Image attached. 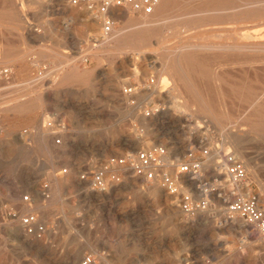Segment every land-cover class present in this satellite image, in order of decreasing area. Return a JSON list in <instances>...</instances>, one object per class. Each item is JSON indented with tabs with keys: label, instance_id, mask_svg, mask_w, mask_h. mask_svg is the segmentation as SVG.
Listing matches in <instances>:
<instances>
[{
	"label": "rangeland",
	"instance_id": "obj_1",
	"mask_svg": "<svg viewBox=\"0 0 264 264\" xmlns=\"http://www.w3.org/2000/svg\"><path fill=\"white\" fill-rule=\"evenodd\" d=\"M252 1L255 0H232V3ZM14 2L16 0H0V22L3 24L0 23V58L29 51L25 66L39 77L28 84L17 83L14 74L19 72L21 64L3 65L12 69L7 79L0 81V114L3 116L0 115V264H82L85 256L94 258L96 264H264V238L257 236L259 231L251 226L248 233L226 220L227 203L235 195L256 197L264 210V133L251 132L245 126L234 127L239 123L237 118H233L229 125V131L244 147L247 168L236 155L237 146L223 140L221 131L209 117L187 112L174 119H164L163 123L156 124L158 127L146 124L143 118L150 114L148 110L162 103L148 99L141 101L135 94L126 101L124 95L126 90L138 84L150 79L157 81L155 44L143 52L140 49L122 53H111L115 50L110 48L106 50L110 51L108 53L101 50L98 35L103 29V21L96 22L84 8L72 6L70 0H20L21 5L16 10L22 16L23 28L16 30L9 16ZM205 2H193L186 10L192 11ZM244 10L245 7L241 6L240 12ZM238 13H229L223 16L224 19L213 16L172 19L165 27L180 23L183 32L175 39L168 38L164 46L172 47L180 39L187 40L199 32H218L222 36L212 39L218 43H230L237 36L239 41L245 42L243 35L255 30L264 33V22H237ZM136 15L130 10L118 11L114 30L126 29L127 18ZM196 19L205 25L189 28V21ZM206 53L213 58L210 64L215 63L216 68L214 64L210 65L211 73L225 75L228 89L245 85L251 90L256 87L253 91L264 92V66L244 65V69L243 65L235 66L223 60L226 68L222 61L219 64L213 57L217 51ZM42 54L48 56L43 58ZM228 65L234 68L228 69ZM74 69L81 75H88L86 81L73 80L60 85L61 73ZM30 91L35 94H29ZM36 96L42 101L27 118L2 113V109L12 107L17 101ZM231 97L230 93L226 95L228 99ZM162 106L167 108L170 105ZM44 126L56 133L47 146L39 143L37 138L40 127ZM182 129L188 133L185 134V144L178 143L170 149L172 138ZM139 137L146 138L149 145ZM156 146L167 150L165 171L183 181L182 192L192 195L196 202L207 199L205 211L191 216L181 209V197L168 195L159 181L139 179L110 164L113 158H125ZM203 149L211 151L208 159H203ZM229 151L248 170L249 194L245 190L242 193L229 192L219 186L220 181L227 178L217 163ZM189 154L204 160L201 177L194 180L181 179L177 173L176 165L188 161ZM105 169L108 189L98 192L91 179L94 173ZM64 170H67L66 174ZM48 173L60 181L59 193H55L53 178ZM71 175L75 176L78 186L69 188L66 180ZM83 176L86 179L82 180ZM154 187H159L161 192L151 195L149 189ZM15 188L23 191V203L32 205L39 200L35 192L40 190L44 198L39 201L42 207L23 213L18 202L5 197L6 192ZM28 215L36 216L45 226L41 236L29 235L25 229L17 230L14 219Z\"/></svg>",
	"mask_w": 264,
	"mask_h": 264
},
{
	"label": "bare ground",
	"instance_id": "obj_2",
	"mask_svg": "<svg viewBox=\"0 0 264 264\" xmlns=\"http://www.w3.org/2000/svg\"><path fill=\"white\" fill-rule=\"evenodd\" d=\"M19 1L17 2V0H16V2L13 3L12 9L9 11V16L11 18V22L14 24L16 30H20L21 28H23L22 24H21L22 16H21V14L19 15V12L17 13V10H16L17 8H19L18 6L21 5ZM196 1L198 2V1H205V0H161V2L155 8L154 13L151 15H146L142 12L136 13V12L132 11L133 13H136L137 15L136 16H130L127 18V21L129 23H128L126 29H124L122 31L114 30L109 36H104L102 31H101V33L98 35V37H99V48L103 51H106L108 48L114 49L115 51H113V52L111 51V53H116V52L122 53V52H127V51H131V50H135V49H140V52L141 51L143 52L144 49H146L150 46H153V44H155L157 46V49H156L157 50V58H156L157 61L156 62L158 65L157 66L158 70H157V74H156L157 75V81L155 79H150V81H146L143 84H138V86L135 88L126 90V94L124 95V98L126 99V101H130L131 100L130 96H132V94H135V95H137L138 99H141V101L148 99V100L155 101V102H161L162 105L163 104H169L170 105L167 108H164L162 105L161 106H154L152 108V110H148L151 112H150V114H147V115H149V116L151 115V117H147V115H146L143 118V120L148 125H153V124L159 125L161 122L163 123L164 119H167V118L174 119L173 117H178V115H182V114H185L187 112L192 113V114H201V115H204L206 117H209L211 119V121L213 123H215V125H217L216 128L221 131L220 134L223 137V140L227 139L228 143L230 141V143H233L237 146L236 151H235L236 155L241 160L244 161V163L246 164V167L248 168V165L244 160L245 159L244 158L245 155L243 153L244 151L242 150L244 147H242L241 142L237 139V137L234 136L235 134L233 135V132L229 131V129H230L229 125L232 124L231 122H232L233 118H234V120H235V118H237L239 120V123H236L237 125L235 124L234 127H238V125H240V126H245L246 128H249V130L251 132L260 133V134L264 133V97H263L264 92L263 91L262 92L261 91H259V92L253 91L256 87L253 90H251L250 88L246 87L245 85L242 87H233V88L228 89L227 88L228 85L226 83L227 78L225 77V75L219 74L220 72L219 73H215V72L211 73L210 65L214 64V67H215V63L213 61V63L210 64V62H211L210 59L213 60V58L211 55H209L210 57L205 55V53L207 51H217L218 54L216 53L217 55L213 56V57H215L216 60H218V61H216L217 63L219 61H222V63H223L224 62L223 60H226V61H228L227 63H229V62L233 63V64H235V66H236V64L241 65V66L243 65V68L246 67L244 65H255V64L257 65L258 64L260 66L261 65L264 66V41H263L264 40V35H263L264 33H262L263 31L255 30V31L248 32V33L244 34L243 36H244V39L246 40L245 42L239 41L237 38L238 36L234 37L233 41L230 43L226 42V41L220 42V43L213 42L212 39L214 37H221L222 36L218 32H217L218 34L217 33H200L199 32L198 34H196L193 37L188 38L187 40L180 39L179 40L180 42L178 44H175L172 47H166V46H164V44L168 41V38L175 39L178 36H180L183 31H181L182 28L180 26V23H177V24L173 25L172 27H165V26H167L166 24L169 21H171L172 19H176L179 21V20H183L184 18H192V17H200V16H213L212 18H218V19L223 18L224 19V17L227 14H229V13L233 14V12H234V14H236L238 12H239L238 14H240V16H238L239 19L237 18V22L238 21L239 22L240 21L241 22H247V21H253L254 22V21H256V22L261 23V22H264V0H255L252 2H246V3H241V2H243V1H241L239 4H233L232 0H206L207 2L203 3L201 5V7L198 6L199 8H195L193 10L191 9L192 11L186 10L187 6L188 7L192 6L190 4L193 2H196ZM23 4L24 3H22V5ZM184 6H185V11H183ZM195 6H197V5H194V7ZM241 6H244L245 10L240 12ZM242 9H243V7H242ZM120 11H125V10H120ZM87 13L89 14V12H87ZM121 13L124 14V12H121ZM77 15L79 16V14H76V16ZM91 17L94 18L96 20V22L102 21V18H96L93 16H91ZM227 19H225V20H227ZM204 25H205V23H203L202 20H198V19L193 20V21L191 20L188 23L189 28H192V29L193 28H195V29L200 28ZM252 26H254V25H252ZM259 27H261V26H259ZM249 29H250V27H249ZM1 30H2V28H1ZM9 32H10V29H9ZM166 32H169V35H166ZM4 33H5V31H4ZM238 33H237V35H238ZM240 34H241V32H240ZM224 38L230 39L229 37H224ZM194 39H195V41H192ZM9 41L11 42V40H9ZM18 43H20V41ZM149 51H147V52H149ZM106 52L108 53L110 51H106ZM28 53H29V51L21 52V53H18L16 55L10 53V54H6L8 56H4L3 58H0V81H5L7 79L8 74H9L10 70L12 69V67H10V66H13L17 62L19 64H21L19 72L17 74H14V78L17 79L16 80L17 83L26 82V84H28L27 82H29L30 80L31 81L37 80L39 75L34 76L32 74V71L30 70V68L29 67L27 68L25 66L24 62H26L25 60L28 56ZM118 54H120V53H118ZM206 54H208V53H206ZM212 54H214V53H212ZM47 56H48L47 54H42L43 58H46ZM134 58H136V57H134ZM226 61H225V63H226ZM225 63H223V64L226 65ZM6 64L10 65L9 66L10 68L9 67L5 68V66L3 67V65H6ZM219 64H220V62H219ZM55 66H57V65H55ZM228 66H229L228 69H230V67H233L230 65H228ZM224 67L227 68V65ZM238 68H237V70H238ZM220 69H221V66H220ZM228 69H226V70L228 71ZM255 69H256V67H255ZM54 70H55V68H54ZM61 70H62V68H61ZM239 70H240V68H239ZM260 70H261V68H260ZM15 71H17V70H15ZM57 71H58V69H57ZM214 71H217V70L215 69ZM230 72L232 73L231 70H230ZM251 73H252V71H251ZM48 74H50V73H48ZM57 75L58 74H56V76ZM258 76H259V74H258ZM87 78H88V75H81L76 69H74L72 72L61 73V78H60L61 82H59V83H60V85H65V84L70 83L73 80L86 81ZM12 79H13V76H12ZM258 79H260V78H258ZM247 81H248V79H247ZM5 83H7V82H5ZM234 84H235V82H234ZM10 88H12V87H10ZM22 88H24V87H21V89ZM18 89H20V88H18ZM18 89H17V91H18ZM14 91H13V93H14ZM9 92L11 93V91H9ZM3 93H4V91H3ZM28 93L29 94L33 93V95L35 94L34 91H30ZM229 93L232 95V97L230 99L226 98V95L228 94V96H229ZM21 97H23V96H21ZM179 99H183V101L180 102ZM41 101H42V98L39 96H36V98H32L29 100H19L12 107H9V108L7 107L5 109H2V113H4V114L13 113V114H17L20 117H26V116L30 115L35 109H37L39 107V105H40L39 102H41ZM191 117H193V116H191ZM8 121H10V120H8ZM6 124H8V123H6ZM166 125H168V124H166ZM198 127H201V126H198ZM2 129H4V128H2ZM193 130H195V129H193ZM201 130H202V128H201ZM55 134L56 133L51 132L50 129H47L44 126L42 128L40 127L37 138L39 140V143H44L47 146V144L49 142L51 143L52 138L55 136ZM185 134L187 135L188 133L187 132L185 133V129H182L179 134L175 135V137H173L171 142H170L172 144V147H170V149L174 148L178 143H184L185 144ZM141 139H142V141H144V143H146V145H149V143L146 141L147 140L146 138H144V139L140 138V140ZM52 149H51V151H52ZM54 152H56V150ZM215 157H213V158H215ZM213 158H212V160H213ZM214 168H216V167H214ZM49 174H51V176L53 178L52 182L54 184L55 193L56 192L59 193V188L61 186L60 181L57 178H55L52 173H48V175ZM183 178H185V177H181V179H183ZM66 181H67L66 184L70 185L69 188L75 187L76 185L78 186V184L75 180V176H73V175H71L70 179L66 180ZM181 182H183V181H181ZM6 186H8V185H6ZM219 186L222 189H226L229 192H231L233 190L235 192V190H236V192L239 191L240 193H242V191L245 190V192L247 194L250 193L249 179L248 178L242 184H232L226 179V180L220 181ZM15 189L16 190H13V191L8 189L9 192L5 193V197L7 199L14 201V202H18L22 208L23 213L24 212L29 213L33 210L40 209L42 207L40 205L41 203L39 204V201L41 200L40 198H43L40 190L35 192L36 196L39 198V200L38 201L35 200V205L34 204L32 205V204L23 203V198H22L23 191L20 190V188L19 189L15 188ZM22 189H23V187H22ZM87 190H88V188H87ZM88 192H90V191H88ZM159 192H161V189L159 187H154V188L149 189V193L151 195H156ZM230 195H231V193H230ZM102 197H103V195H102ZM34 199H32V200H34ZM191 218H193V217H191ZM226 218H227L226 220L230 221L233 226H238L239 228H241V229H243L249 233V229H251V226L248 225L242 218H240L238 216L231 218L227 214H226ZM14 222L17 223V230H19V231L22 229L24 230V226L22 224L21 216L16 217V219H14ZM252 232H254V231H252ZM257 236L260 239L264 238V235L260 232L258 233Z\"/></svg>",
	"mask_w": 264,
	"mask_h": 264
},
{
	"label": "built area",
	"instance_id": "obj_3",
	"mask_svg": "<svg viewBox=\"0 0 264 264\" xmlns=\"http://www.w3.org/2000/svg\"><path fill=\"white\" fill-rule=\"evenodd\" d=\"M74 7L84 8L93 17L102 18L104 36H109L114 31L115 14L120 10H130L136 13L142 12L146 15L154 13L155 8L161 0H70ZM60 143V141H58ZM219 151V149H218ZM211 155L209 149L202 150L203 159H208ZM167 150L162 146L139 151L125 158H113L111 165L118 166L132 173L139 179L147 181H159L162 188L171 196L181 197V209L189 214L194 215L196 212L205 211L208 207L207 199L194 201L192 195L183 193L181 180L174 178L165 171L168 165ZM204 160L195 158L189 154V159L185 163L177 164V173L180 177L192 180L201 177ZM217 166L224 173L227 180L232 184H242L247 179V170L242 161L231 151L225 152L218 160ZM66 173L67 171L64 170ZM107 169L93 174L91 182L98 192H104L108 189L106 180ZM115 178L117 176H114ZM118 178V177H117ZM86 179V176L81 178ZM209 194L208 191H205ZM227 214L229 217H240L248 225L255 227L264 235V210L260 207L256 197L244 198L235 195L227 203ZM25 231L29 235L41 236L46 228L38 221L34 215L25 216L22 219ZM82 264H96L95 259L91 256H85Z\"/></svg>",
	"mask_w": 264,
	"mask_h": 264
}]
</instances>
